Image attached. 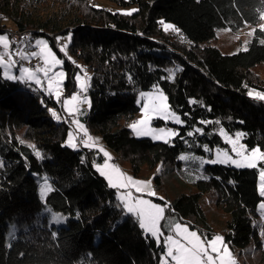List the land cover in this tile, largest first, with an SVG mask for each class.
Returning a JSON list of instances; mask_svg holds the SVG:
<instances>
[{
    "label": "trees",
    "instance_id": "trees-1",
    "mask_svg": "<svg viewBox=\"0 0 264 264\" xmlns=\"http://www.w3.org/2000/svg\"><path fill=\"white\" fill-rule=\"evenodd\" d=\"M109 1L137 9L122 13L89 0H0V32L8 19L13 28L45 36L58 55L55 34L70 32L69 51L90 69L83 122L134 174L146 166L158 187L165 172L186 189L166 204L170 217L162 230L181 221L210 237L202 202L209 195L227 214L224 240L237 248L252 243L264 264V238L254 221L264 164L238 168L196 159L211 156L214 147L230 149L221 129L242 134L248 150H264V101L248 95L264 93V78L252 69L264 62L258 27L264 0ZM248 25L254 30L244 49L226 54L204 44L217 28L237 32ZM64 68L69 88L77 66L65 61ZM154 87L183 122L169 141L137 137L128 126L139 110L137 94ZM48 106L69 116L59 100L33 82L5 77L0 65V264H161L162 240L143 233L94 167L104 160L101 151L80 140L77 148L65 144L70 123L52 121ZM159 165L165 169L157 171ZM45 180L51 190L42 195ZM54 211L65 216L63 224L51 222Z\"/></svg>",
    "mask_w": 264,
    "mask_h": 264
},
{
    "label": "rangeland",
    "instance_id": "rangeland-1",
    "mask_svg": "<svg viewBox=\"0 0 264 264\" xmlns=\"http://www.w3.org/2000/svg\"><path fill=\"white\" fill-rule=\"evenodd\" d=\"M89 1L96 7H102V8L112 10V11H117V12H122V13H132L137 9V5L135 4L127 5V6H120L109 0H89ZM3 23L5 25V29L13 28L14 26V24L8 19H4ZM167 25H170V23L164 22L165 28L170 29L169 27H167ZM258 27L260 29L264 28V14L261 17ZM253 30H254L253 25H248L245 28L237 32L232 31L227 27H220L215 30V37L204 42V44L213 45L217 47L222 53H226V54L233 53L240 49H244L246 47V43L248 39L251 37ZM262 31L264 32V30ZM0 37L5 38L4 40H0V43L2 44L4 43L3 50L0 51V65L3 67L2 74L7 78L12 77V76L19 77L21 75V72H20L21 68H27L31 70L34 73V76L40 79L41 83L36 84L35 79L29 81L26 76H25V79L21 81L33 82L40 89L50 94L55 100H59L60 109L71 117L72 121L69 124V127L67 129L64 143L73 148H77L79 147L77 138L83 135L84 138L80 140L81 145L86 146V144H88V145H91L90 147H94L99 150L103 149L101 153L104 156V160L100 163L94 164V167L100 174H101L100 167H103L105 162L107 161L109 167L105 169V171L109 175H111L114 180L117 176H119L122 179L131 177L132 180L134 181L143 182L144 191L142 193H137L134 187L128 188V189L119 188V187L114 188L116 192V197L121 202L124 211L127 212V210L124 207V201L121 198V193L127 196L129 192H131V195L133 198L138 197V198H142L145 200H149L151 201V203L156 204L163 209L162 219L158 222V229H159L158 236L154 237L157 240H162L163 245H164V253L161 256V261H160L161 264L167 263L169 261H171L172 264H175V262L172 261V259L166 255L167 248H166L164 241L167 239L169 235L173 236L174 239L179 240L181 244L187 245V241L186 239H184V233L182 232V230L178 232V230L175 227L176 224H180L182 228L187 227L189 232L195 231L197 233V235L200 238L201 243L207 249L208 255H211L213 258L211 264H258L257 263L258 250L255 249L252 243L247 245L246 247L237 248L235 246H231L228 242L224 240L222 232H223L225 220L227 219V214L226 212L222 211L219 207L214 205L209 195H205L202 202L205 207L206 218H207V221L211 229L210 237H207L203 233L199 232L197 229L191 228L187 222H181V221L172 223L170 227V231L167 233H165L162 230L160 226L161 221L166 217H170L165 209L166 204L170 200L175 198L180 192L185 191L186 189L184 185L178 180L177 176L173 174L165 173V172L162 173L161 175L162 185L158 187L153 180V172L150 169H148L146 166H142L139 172L137 174H134L131 170L130 163L128 160L118 158L115 151H113L112 149H110L109 147L103 144L99 133L96 132L92 128L91 125H88L80 121L78 116L76 115L77 112L69 111V109L75 105H78V107L85 108V109L89 107V97L87 95V85H88V80L90 76V69L81 60L76 59L74 55L69 51L68 44H69L70 37H71L70 32L57 33L54 36L55 47L60 52L59 55L57 54L55 49L50 45L49 40L45 36L37 35L36 38H34L33 40L32 47L25 50L22 54V59L24 63L26 64L29 62L34 63V67H31V68L27 67L26 65H21V64L16 63V61L14 60L13 54L11 53V49H10L11 47L9 44L10 39L8 37L7 32L6 31L0 32ZM37 39L47 41L48 46L51 48L55 57L62 61V63L56 66L51 72H49L47 76H45L44 74L46 65L44 64L42 57L39 55L37 56L32 55L33 53H37L40 51V47L37 46L35 43ZM5 44L7 46H5ZM63 45H66V47L64 48V51L61 52L60 48ZM65 61H69L72 64L77 66L74 72V84L70 85L69 88L65 86V80H66V75H67L66 69L64 68ZM252 69L260 77L264 78V62L256 64ZM61 71L64 73V77L59 84V89L57 90L55 86V82H54L53 88L50 91L48 88L49 79L53 77L54 73H58ZM77 76H79L80 78L79 80L77 79ZM81 82H84L85 84L84 88H81ZM142 93L144 95H141ZM161 94L164 97H166L165 94L157 87H154L149 90L141 91L137 94L136 100H137V103L139 104V110L135 114L134 118L128 123V126L131 129L133 135L137 136L135 131L130 126L135 124L137 121L143 119L144 104L147 103L151 105L154 102V100L156 102H159V97ZM73 95H76L78 97V100L76 102H73V105H65L64 101L70 100ZM166 103L168 105L167 99H166ZM168 111L173 112L169 108V106H168ZM150 115L152 116V119L148 121V125H147L148 127L152 129H156V130L164 129L165 132H167L168 130H172L174 132V127L175 125H177L174 122V120L167 119L164 114L157 115L156 113H150ZM176 116L178 115L176 114ZM77 120L79 121V123H76ZM81 124L83 125L82 128L80 127ZM221 130H219V133L222 136L223 140L228 142L230 149L226 150V149H220V148L214 147L211 150V156H207V157L197 156L196 157L199 165H203L204 163H211L210 162L211 160L217 158V153L227 152L228 156L231 157L232 159H240V157L236 156L235 153L232 152V147H231V144L229 143L230 139H235L236 135L240 133L230 135L223 130V134H221ZM70 134H71L72 143L68 142L70 138ZM156 135H159V133H156ZM156 135H147L145 137H149L153 140H161V141H169L173 137L171 136V137H165L164 139H158L156 138ZM137 137H141V136H137ZM239 145H243L241 139L238 142V147ZM250 151L251 150L246 149V151L244 152V155L249 154ZM261 151L264 152V150H261ZM105 152L108 154L107 156L104 155ZM180 159L183 161H187L188 155L185 153H182L180 154ZM259 162L264 164V161H258L257 165ZM227 164L234 165L230 162ZM163 169H165V166L159 165L158 167H156L157 171H160ZM261 170H264V167H261L259 169V172L257 175V189H258L259 194H260L259 189H260V184H261V179H260ZM102 176L106 179L108 185L111 186L108 180V176L107 175H102ZM151 193H154L155 195H152ZM158 199L163 200L164 203H162ZM128 202L135 203V199H130L128 200ZM262 203H264V197H262L257 204L258 214L254 218V221L258 223L257 232L261 239L264 238V208L261 207ZM54 214H58L62 216L64 218L63 221L60 223L53 222L52 216ZM133 215L135 216L136 221L139 225V217L136 216L135 214ZM50 217H51L50 218L51 222L57 225L63 224L65 222V216L63 214H60L57 211L52 212ZM143 233H149V232L143 229ZM216 236L222 237V241L217 243V249L219 250L218 253L213 252L211 250V242ZM225 248L227 249L226 253H225ZM174 252H175V249H174ZM198 262H199V257H195L193 255H188L183 260V264H198ZM201 264H210V262H208L207 260V256L201 257Z\"/></svg>",
    "mask_w": 264,
    "mask_h": 264
},
{
    "label": "snow or ice",
    "instance_id": "snow-or-ice-1",
    "mask_svg": "<svg viewBox=\"0 0 264 264\" xmlns=\"http://www.w3.org/2000/svg\"><path fill=\"white\" fill-rule=\"evenodd\" d=\"M167 27L171 28V25H167ZM261 30H264L262 28ZM4 37H0V40H4ZM36 45L40 47V51L37 53H33V56H41L43 59L44 64L46 65V68L44 70L45 76L48 75L49 72H51L56 66L60 65L62 63L61 60L57 59L55 55L53 54L51 48L48 46L47 41L37 39L36 40ZM5 46H7L5 44ZM66 45L61 46L60 51L63 52L64 48ZM21 75L19 77L12 76L9 77L11 79H19V80H24L25 76L29 81L35 79L36 84H40L41 81L39 78H36L34 76V73L27 69V68H21L20 69ZM64 77V73L58 72L54 73L53 77L49 79L48 81V88L51 91L53 88V84L55 82V86L57 90L59 89V84L61 80ZM77 79L79 80V76H77ZM85 84L84 82H81V88H84ZM141 95H144L143 93ZM248 95L250 97H255L261 101H264V93H253L252 91H249ZM78 100V97L76 95H73L70 100H65L64 103L65 105H73V102H76ZM70 112H77L80 111L78 105L73 106L72 108L69 109ZM150 113H156L157 115L164 114L165 117L169 120H174V122L178 125H181L183 122L180 117L176 116L174 112L168 111V105L166 103V97H164L162 94L159 97V102H154L149 105L147 103L144 104V117L143 119L137 121L135 124L131 125L130 127L135 131L137 136H147V135H156V133H159V135H156V138L158 139H164L165 137H171L175 136L176 133L173 132L172 130H168L165 132L164 129H152L148 127V121L152 119V116ZM52 115L55 117L56 112L53 111ZM81 115L83 113L81 112ZM76 123H79L77 120ZM80 127L82 128L83 125L81 124ZM197 132L200 131V129H196ZM221 134H223V130H221ZM189 135H192V133H189ZM242 134H237L235 139H230L229 143L231 144L232 147V152L235 153L236 156L240 157V159H232L231 157L228 156L227 152L225 153H217V158L211 160L210 162L212 164L216 163H222V164H227V163H232L238 168H256L257 167V162L258 161H264V152L260 150L259 147L252 148L250 153L247 155H244V152L246 151L244 145H239L238 147V142L241 139ZM69 143H72L71 139V134L69 138ZM86 146H91L86 144ZM100 151H103L101 149ZM35 155L37 157H41V153L36 152ZM105 156L108 154L105 152ZM99 167V166H98ZM109 167L107 161L105 162L103 167H100V172L101 175H107L109 183L111 187L113 188H135L137 193H142L144 191V186L143 182L139 181H134L132 180L131 177L127 178H121L117 176L115 180L111 175H109L105 169ZM260 179H261V184H260V195L264 197V170L260 171ZM50 186L47 183V180L41 185V193L42 195L46 194L48 191H50ZM152 195H155L154 193H151ZM121 198L124 201V207L127 210L128 213L130 214H135L136 216L139 217V226L141 229L146 230L147 232L151 233L153 237L158 236V222L162 219L163 216V209L156 205L151 203L149 200H145L142 198H133L131 195V192L125 196L123 193H121ZM130 199H135V203H129L128 200ZM261 207L264 208V203L261 204ZM63 217L54 214L52 216L53 222L60 223L63 221ZM176 229L179 231L182 230L184 233V239L187 241V245L181 244L179 240L174 239L173 236H168L167 239L164 241L167 251L166 255L172 259V261L175 262V264H183V260L186 256L188 255H193L195 257H199V262L198 264H201V257L202 256H207L208 262H212V256L208 255L207 249L203 246V244L200 241L199 236L195 231L189 232L187 227H183L180 224L175 225ZM222 241V237L216 236L213 241L211 242V250L213 252L218 253L217 249V243ZM175 249V252H174ZM227 252V249L225 248V253ZM222 259V258H221Z\"/></svg>",
    "mask_w": 264,
    "mask_h": 264
},
{
    "label": "built area",
    "instance_id": "built-area-1",
    "mask_svg": "<svg viewBox=\"0 0 264 264\" xmlns=\"http://www.w3.org/2000/svg\"><path fill=\"white\" fill-rule=\"evenodd\" d=\"M6 32L8 34L9 39H10V42H11V53L13 54V57H14V60L16 61V63L21 64V65H26L29 68L34 67L33 62H29L26 64V63H24V61L22 59L23 52L32 47L33 41H24V39H23V43L13 44V36H23L24 31H10V30H8V28H6ZM0 50H2V46H0ZM56 114L62 115L61 113H56ZM67 119H68V122L72 121L71 117H69V116H67ZM83 138H84V136L82 135L81 137H78L77 140H81Z\"/></svg>",
    "mask_w": 264,
    "mask_h": 264
},
{
    "label": "bare ground",
    "instance_id": "bare-ground-1",
    "mask_svg": "<svg viewBox=\"0 0 264 264\" xmlns=\"http://www.w3.org/2000/svg\"><path fill=\"white\" fill-rule=\"evenodd\" d=\"M8 30H10V31H24L23 36H13V44H21V43H23V39H24V41H33L35 38V36L33 34L34 32L32 33V31L29 28H8ZM54 110L56 113H60V111L57 107H54V106L46 107L45 108L46 116H48L52 121H55V122L64 121L66 123H71V122H68L67 116L56 114V116L54 117L52 115V112Z\"/></svg>",
    "mask_w": 264,
    "mask_h": 264
},
{
    "label": "water",
    "instance_id": "water-1",
    "mask_svg": "<svg viewBox=\"0 0 264 264\" xmlns=\"http://www.w3.org/2000/svg\"><path fill=\"white\" fill-rule=\"evenodd\" d=\"M80 111H77L76 115L78 116L80 121H84V117L86 116L87 112L89 111V109H85V108H81L79 107ZM81 112L83 113V115H81Z\"/></svg>",
    "mask_w": 264,
    "mask_h": 264
},
{
    "label": "crops",
    "instance_id": "crops-1",
    "mask_svg": "<svg viewBox=\"0 0 264 264\" xmlns=\"http://www.w3.org/2000/svg\"><path fill=\"white\" fill-rule=\"evenodd\" d=\"M4 44V43H3ZM3 44L2 43H0V45L2 46V50H3ZM10 44V47H11V42L9 43ZM11 49V48H10ZM2 50H0V51H2ZM2 67V66H1ZM2 69H3V67H2ZM88 109V108H87Z\"/></svg>",
    "mask_w": 264,
    "mask_h": 264
}]
</instances>
